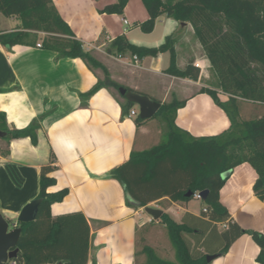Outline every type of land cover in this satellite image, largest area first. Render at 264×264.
<instances>
[{
	"label": "crops",
	"instance_id": "crops-1",
	"mask_svg": "<svg viewBox=\"0 0 264 264\" xmlns=\"http://www.w3.org/2000/svg\"><path fill=\"white\" fill-rule=\"evenodd\" d=\"M115 1L51 0L50 5L82 48L106 69L113 84L161 104L184 101L176 111L175 124L194 137L226 130L229 120L225 112L208 93L200 90L215 89L217 78L190 22H180L165 14L155 19L150 32H144L140 23L148 14L142 0H128L121 14L100 11ZM16 26L0 28V33L15 30ZM24 30L37 35L36 44L11 47L0 44V111L5 113L10 127L23 128L41 117L40 127L36 130L35 145L29 137L2 140L0 212L5 218L16 220L21 208L37 198L40 167L53 159L51 164L56 168L49 175L55 178V183L46 191L67 188L68 193L62 201L53 203L50 210L53 215L80 211L85 216L90 231L87 264H136L138 242L156 243L155 236L164 226L148 214L145 217L144 207L127 196L123 185L110 172L126 162L132 151L160 143L166 132L165 122L160 118L164 124L162 132L155 126L158 117L137 124L136 116L129 111L138 112V105L128 110L124 106L126 98L111 86L82 99L81 94L103 78V71L89 69L80 58L37 46L47 32ZM118 36L142 47H157L169 37L176 67L183 69L187 64L196 67L197 63L198 77L166 72L169 51L143 57L129 50L116 51L111 43ZM216 90L221 101L227 100V94ZM242 102L247 103L238 100L240 115ZM227 175L219 200L227 209L229 220L242 229L264 234V201L254 192L258 180L255 170L244 162ZM192 199L172 202L162 197L147 206L161 209L177 222L185 219L196 231H201L197 235L198 244L207 255L217 254L209 264H261L256 260L259 246L247 233L232 241L225 253H220L228 222L214 223L202 217L204 203L196 211L190 205Z\"/></svg>",
	"mask_w": 264,
	"mask_h": 264
},
{
	"label": "trees",
	"instance_id": "trees-1",
	"mask_svg": "<svg viewBox=\"0 0 264 264\" xmlns=\"http://www.w3.org/2000/svg\"><path fill=\"white\" fill-rule=\"evenodd\" d=\"M127 2L116 0L100 11L121 14ZM142 3L148 14L140 23L144 32L153 29L161 13L180 22H190L217 78L215 89L200 90L208 93L223 109L229 127L216 135L194 137L175 124L176 111L184 101L164 102L153 116L165 122L164 139L148 149L132 151L128 160L115 167L110 176L123 185L127 196L139 207L162 197L172 202H187L193 198V193L207 190L202 200V217L214 223L228 222L220 253H225L232 241L247 233L259 246L256 260L264 264V234L242 229L231 222L227 209L219 200V191L228 177L223 174L247 162L261 181L260 186L254 187L255 195L264 201V115L241 119L238 110L239 99L264 104V0H142ZM50 4L51 0H0V13L18 18L22 24L15 30L0 33V44L6 47L34 45L37 35L24 29L45 31L40 46L62 56L80 58L89 69L103 71V78L81 94L82 99L86 100L102 87L111 86L117 90L120 86L108 79L106 69L82 48L81 42ZM111 45L118 52L129 50L139 57L169 51L170 64L166 72L179 77H198L194 64H187L183 69L176 67L169 37L157 47L135 46L124 36L116 37ZM216 89L227 94V100L221 101ZM133 105L129 101L124 103L128 110ZM40 119H34L23 128H15L9 126L5 113L0 111V131L6 133L0 139L8 142L12 138L29 137L35 145ZM145 120L138 114L135 117L137 124ZM51 163L53 159L40 167L37 215L32 221L16 223L21 228L18 253L7 264H87L90 231L85 216L80 211L51 213V205L62 201L68 193L67 188L46 191L55 183V178L49 175L56 168ZM188 192L190 196L186 195ZM158 222L166 228L178 264H209L208 252L198 244L197 235L201 231H196L197 228L185 219L175 221L165 212ZM231 228L234 229L232 233ZM141 251L146 255L147 264H176L160 258L149 246H143Z\"/></svg>",
	"mask_w": 264,
	"mask_h": 264
},
{
	"label": "water",
	"instance_id": "water-1",
	"mask_svg": "<svg viewBox=\"0 0 264 264\" xmlns=\"http://www.w3.org/2000/svg\"><path fill=\"white\" fill-rule=\"evenodd\" d=\"M118 92L123 95L127 101L138 105V116L141 119H148L154 116L159 110L161 103L149 98L146 95H142L124 87H118ZM6 133L0 131V137H3ZM224 173L223 176H226ZM261 185V181L258 179L254 187ZM190 192L186 195L190 196ZM201 199L206 198L207 190H202L199 192ZM40 203L39 198H34L28 203H26L20 210L16 220L17 222H29L35 219L38 211V206ZM138 204V203H137ZM144 211L152 217V219H159L163 211L159 208H154L150 206H145ZM16 222V223H17ZM21 228L16 226L15 223L12 224L10 228L9 222L0 212V264H7L9 260L16 257L18 253V241L20 238ZM217 257V254H208L206 260L210 263Z\"/></svg>",
	"mask_w": 264,
	"mask_h": 264
},
{
	"label": "rangeland",
	"instance_id": "rangeland-1",
	"mask_svg": "<svg viewBox=\"0 0 264 264\" xmlns=\"http://www.w3.org/2000/svg\"><path fill=\"white\" fill-rule=\"evenodd\" d=\"M163 15H165V14L161 13L159 16H163ZM14 19L18 20V22L15 21ZM15 24L18 27L22 25L21 21L19 19H17L16 17H13V18L6 17L0 13V28H7V29L15 28ZM211 82H213V81L210 80V83ZM246 102L247 103H245V102L240 103L241 115L240 114L239 115H240L241 119H253V118H256L258 115H260V116L264 115V104L252 103V102H248V101H246ZM247 104H250V105H247ZM163 125L164 124L162 123V120L158 117L157 121L155 122V126L157 127V129H160L162 132V130L164 128ZM2 144H3V142H2V140H0V148L3 146ZM190 205L194 210L197 211L201 208V206H203V201L198 200V199H192V202L190 203ZM143 214L145 217L148 216L145 211H143ZM6 220L9 222L10 228H12V223H14V221L17 222V220H9L7 218H6ZM155 239H156L155 240L156 243H154L153 241L147 242L150 246L146 245V243H144V242H138L137 253L135 256L136 264H147L146 263V255L141 251L143 246L151 247L154 250V252L156 253V255L159 256L160 258H162L164 260H169V261H172V262L178 264L176 262V259H175L174 248H173V246H172V244L168 238L165 227H163L162 231H160L159 233L156 234Z\"/></svg>",
	"mask_w": 264,
	"mask_h": 264
},
{
	"label": "built area",
	"instance_id": "built-area-1",
	"mask_svg": "<svg viewBox=\"0 0 264 264\" xmlns=\"http://www.w3.org/2000/svg\"><path fill=\"white\" fill-rule=\"evenodd\" d=\"M123 22L124 23H127V20L126 19H123ZM37 46H40V43H37ZM134 58L136 59V56H134ZM195 65H196V67H198V64L197 63ZM129 114L132 115V116H136L138 114V112L136 110H134V109H131L129 111ZM193 197L194 198H197V199H201V196H200L199 192L193 193ZM13 264H14V262H13Z\"/></svg>",
	"mask_w": 264,
	"mask_h": 264
}]
</instances>
